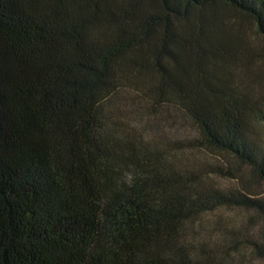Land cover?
I'll use <instances>...</instances> for the list:
<instances>
[{
  "label": "trees",
  "instance_id": "1",
  "mask_svg": "<svg viewBox=\"0 0 264 264\" xmlns=\"http://www.w3.org/2000/svg\"><path fill=\"white\" fill-rule=\"evenodd\" d=\"M223 7L264 38V0H0V264L232 263L190 223L264 224V199L157 133L177 112L264 181V83L235 79L253 50Z\"/></svg>",
  "mask_w": 264,
  "mask_h": 264
},
{
  "label": "rangeland",
  "instance_id": "2",
  "mask_svg": "<svg viewBox=\"0 0 264 264\" xmlns=\"http://www.w3.org/2000/svg\"><path fill=\"white\" fill-rule=\"evenodd\" d=\"M219 11L224 19L228 20L227 28L231 34L242 35L253 50V55L246 64L236 62L237 65L233 68L235 79L242 84L252 80L250 84L254 89H258L261 83H264V58H262L264 38L257 33L255 25L237 11L227 7L220 8ZM169 113L167 120L162 121L158 129L155 127L154 129H157V133L166 140L170 138L177 142L173 146L181 148L177 154L186 160L185 162L192 161L195 164H205L207 167L219 165L230 173L208 175L207 179L214 185L223 189L238 188L249 195L264 199V181L257 179L249 168L236 163L232 157L223 152L188 147L195 136L193 127L181 114L174 111ZM148 132L151 133L150 130ZM260 133L264 134V131ZM190 225H194L198 232L193 234L194 236L198 237L196 234H200L199 238L207 240L210 246L234 254L231 264H264V253L252 244L253 242L260 246L264 244V224L253 211L235 207L219 208L197 217V220ZM232 240L233 243L230 242ZM235 248L238 249L236 254L232 252Z\"/></svg>",
  "mask_w": 264,
  "mask_h": 264
}]
</instances>
